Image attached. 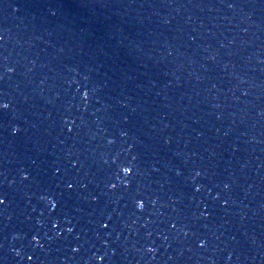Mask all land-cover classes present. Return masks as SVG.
<instances>
[{"label": "water", "instance_id": "1", "mask_svg": "<svg viewBox=\"0 0 264 264\" xmlns=\"http://www.w3.org/2000/svg\"><path fill=\"white\" fill-rule=\"evenodd\" d=\"M0 102V264H264V0H0Z\"/></svg>", "mask_w": 264, "mask_h": 264}, {"label": "snow or ice", "instance_id": "2", "mask_svg": "<svg viewBox=\"0 0 264 264\" xmlns=\"http://www.w3.org/2000/svg\"><path fill=\"white\" fill-rule=\"evenodd\" d=\"M86 95V94H85ZM8 108V104L7 103H3V102H0V109H7ZM14 132L16 131H19V129H13ZM131 168L129 167H123L122 168V172L124 173L125 176H128L130 175L131 173ZM69 188L72 187V185H68ZM112 187H115V185H112ZM5 203V201L3 199H0V204H3ZM137 204V207L140 208V209H143L144 208V203L141 202V201H137L136 202ZM52 207H55V205H51ZM105 227H107V225H104ZM69 231H72V229H69ZM78 250V249H77ZM29 259H31V257H29Z\"/></svg>", "mask_w": 264, "mask_h": 264}]
</instances>
